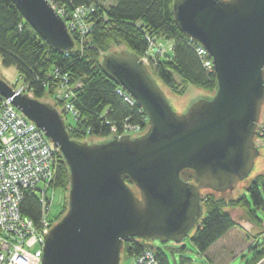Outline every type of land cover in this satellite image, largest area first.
Segmentation results:
<instances>
[{
	"label": "water",
	"instance_id": "water-1",
	"mask_svg": "<svg viewBox=\"0 0 264 264\" xmlns=\"http://www.w3.org/2000/svg\"><path fill=\"white\" fill-rule=\"evenodd\" d=\"M13 1L51 47L74 51L51 0ZM173 8L181 30L211 59L216 93L178 114L137 55H105V74L147 115L145 132L74 141L53 101L0 78V95L45 133L70 172L69 208L45 239L43 264H121L131 239L181 245L204 215L202 193L234 192L253 172L264 105V0H175Z\"/></svg>",
	"mask_w": 264,
	"mask_h": 264
},
{
	"label": "trees",
	"instance_id": "trees-1",
	"mask_svg": "<svg viewBox=\"0 0 264 264\" xmlns=\"http://www.w3.org/2000/svg\"><path fill=\"white\" fill-rule=\"evenodd\" d=\"M174 1L51 0L57 10L65 13L63 19L66 22L71 20L76 9H83L87 13L84 24L89 30L88 35L81 44L76 33L70 32L76 48L66 54L55 50L40 37L13 0H0V56L5 66L18 69L27 86V94L40 101L54 98L61 90L60 80L55 79L56 71L68 78V86L75 91L74 105L81 113L78 120L66 123L72 140L107 142L125 135L124 126L127 123L140 126L145 132L148 123L140 106L126 103L117 94V84L102 68L103 57L117 52V48L126 47L127 52L142 58L149 51L148 38L171 41L172 52L155 61L151 75L177 95H185L189 86L213 96L216 93L214 73L204 67L196 51L198 44L176 22ZM63 105L64 101H59L55 107L62 108ZM113 129H116L115 133ZM91 140L97 141L89 142ZM56 155V176L51 187L64 195L62 208L56 216V222H59L69 208L70 172L61 153L57 151ZM263 193L264 175H258L237 197L214 193L204 195V215L188 238L202 254L234 228H240L258 239L264 235L263 231L254 232L255 228L264 224L258 216L259 211L264 212ZM21 211L36 223L40 221L42 206L37 193H25ZM147 250L155 253L159 264H170L168 255L162 249L153 250L149 243L138 239L126 242L122 255L136 259ZM179 252L185 253V246ZM263 260L264 246L255 252L247 264H260Z\"/></svg>",
	"mask_w": 264,
	"mask_h": 264
},
{
	"label": "built area",
	"instance_id": "built-area-1",
	"mask_svg": "<svg viewBox=\"0 0 264 264\" xmlns=\"http://www.w3.org/2000/svg\"><path fill=\"white\" fill-rule=\"evenodd\" d=\"M58 13L62 17L65 15L61 10ZM86 14L85 10L76 9L70 20L74 23L68 27L70 32L76 33L81 44L89 31L84 24ZM160 40L164 39L148 38L149 51L141 59L145 65L150 61L155 62L157 58H165L172 52L173 45L171 52L167 48H158L156 45ZM153 49L155 55L151 54ZM196 51L204 67L213 72V63L206 50L198 44ZM55 79L60 80L61 92H57L52 101L56 105L58 101H64L61 111L68 113L73 120H78L81 113L74 105L75 91L68 86V78L56 71ZM14 90L26 94L27 86L24 84ZM117 94L126 103L136 104L121 88L117 89ZM141 113H144L142 109ZM133 131L144 130L140 126L125 124V135ZM257 132V138L264 139L263 115ZM56 152L57 149L45 133L27 119L10 99L0 95V264H43L45 239L57 224L56 216L52 215L53 200L50 197V193L54 192L51 184L56 176ZM28 191L39 196L42 217L38 223L21 211L24 195ZM134 264H159V261L153 251L147 250L135 259Z\"/></svg>",
	"mask_w": 264,
	"mask_h": 264
},
{
	"label": "rangeland",
	"instance_id": "rangeland-1",
	"mask_svg": "<svg viewBox=\"0 0 264 264\" xmlns=\"http://www.w3.org/2000/svg\"><path fill=\"white\" fill-rule=\"evenodd\" d=\"M73 23L74 21L66 22L68 27H71V24ZM172 45L173 42L171 41L160 40L156 46L161 50L167 48L169 52H171ZM122 50L127 51L126 47L117 48V52H122ZM155 52V49H153V52L151 54L155 55ZM158 59L160 58H157L156 62ZM156 62L150 61L149 63H147V67H149L150 71H152L153 67L155 66L153 64ZM0 78L14 89L25 84L20 77L18 69L15 66H5L1 56ZM153 78L165 93L167 100L169 101L172 108L178 114L186 113L187 110L193 105V103H196L200 99L210 98L213 96L211 93L201 90L195 86H189L185 95H177L172 93L171 90L158 78L154 76ZM58 92L60 93L61 91ZM53 99V97L52 99L46 98L45 100H43V102H52ZM262 115L264 116V105L262 108ZM64 120L66 123H69L72 122L73 119L68 113H65ZM141 132L142 131H133L131 135H137ZM96 141L97 140H91L89 142ZM255 142L260 151V157L257 159L255 168L250 177L246 181L242 182L234 192L220 194L214 191H204L202 193L203 196L214 193L216 195H221L229 198L237 197L245 191L246 186H248L250 182L253 181L258 175H264V139L256 138ZM50 197L53 200L52 215L58 216L62 208L61 204L63 203L64 195L60 191H54L50 193ZM258 216L264 223V212L259 211ZM262 231L264 232V224L262 227H257L254 229L255 234ZM149 245L151 248H153V250L162 249L168 255L170 264H247L255 256V252L260 250L264 246V235H261L258 239H256L252 236H249V234L244 230L240 228H234L205 254L199 252L189 238L185 239L183 244L181 245H178L174 242H170L166 245H161L159 241L151 242L149 243ZM183 246H185L186 248L185 253L179 252V249L183 248ZM183 259H185L186 261ZM134 262L135 258L133 259L132 257L121 255V264H134ZM260 264H264V260Z\"/></svg>",
	"mask_w": 264,
	"mask_h": 264
}]
</instances>
